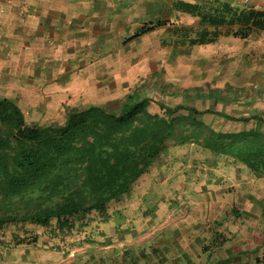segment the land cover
<instances>
[{"label": "crops", "instance_id": "1", "mask_svg": "<svg viewBox=\"0 0 264 264\" xmlns=\"http://www.w3.org/2000/svg\"><path fill=\"white\" fill-rule=\"evenodd\" d=\"M220 1L230 4L238 13L250 14L249 18L243 23L234 24L233 27L210 25L209 18ZM84 3L77 0H52L46 5L34 4L32 12H29L30 8L24 7L22 12H12L11 16L0 18V49L6 50V54L3 53L2 56L10 57L7 62L0 60V85L5 89L2 96L11 97L18 104L25 102L27 105L34 103L33 99L36 97L37 103L47 104L48 98L55 99L52 101L54 103H60L64 97L74 96L70 102L77 104L82 100L86 102L87 98L91 99L90 93L93 89L97 99L106 94L105 99L99 101L100 105L106 107V104L115 102L120 106L132 92L153 99L150 94L155 88H159L160 94L165 97L171 100L180 97L181 100L178 99L171 105L162 99H153L150 104L159 100L171 107L186 105L198 110L213 109L235 119L211 113L194 116L187 111H180L178 115H184L187 119L195 117L216 132L222 131L216 130L214 124L205 122V119L214 122L218 118L231 122L233 127L240 126L222 133L252 129L264 134V121L258 119L264 118V0H91L88 1V6H83ZM185 3L190 4L192 10L195 9L199 14L186 11ZM85 7H96L101 15L89 14ZM206 13L208 15L203 18L202 15ZM224 19L229 20V15ZM72 20L82 26L76 29L75 33L71 31L69 40L66 39V28ZM158 21L164 24L133 37L143 26ZM5 22L10 23L9 26L13 24L10 32L8 29L4 32ZM225 23L227 22L223 24ZM139 25L141 27L138 28ZM134 26L137 29L131 33ZM240 29H243V37L232 33ZM57 31L60 32L54 34ZM200 31L217 32L216 40L193 44L187 42L189 37H195ZM184 33H187L186 36ZM4 39H11V43ZM58 41L61 44L55 45L54 42ZM78 44L85 46V51L72 55L76 56L75 63H67L62 57ZM47 48L48 53H44ZM40 54H46L43 56L45 60H40ZM96 56L100 57L93 59ZM56 61L60 62V66ZM73 64L81 67L79 73H83L84 77L78 80L72 77L76 75L71 70ZM133 70L149 74L142 76L139 83L130 89L125 81L123 85L119 83L120 87L122 85L127 88V93L115 99V88L119 86L117 84L121 78L118 75ZM170 70L177 73L175 80L166 81L165 74ZM10 71L14 76L18 72L32 73L38 79L19 84L16 79L19 77L5 74ZM85 73L88 77H85ZM151 74H156L155 78ZM92 77L96 79L92 80ZM60 79L63 83H57ZM67 79V88L71 87L68 96L64 93ZM40 81L44 83L39 84ZM28 91H32V97ZM24 97L28 99L23 100ZM227 107L234 111L227 112ZM175 148L180 153L175 155L176 158H183L185 162L195 159L200 161L199 165H192V171L189 172V180L195 181H171L168 186L170 190L160 191L161 196H173L178 192L176 190L180 185L192 186L195 193L205 190V183L197 180V175L200 176L201 172L196 169L203 165L208 169L205 182L212 180L214 186L226 182L223 188L218 187L214 188V191L206 192L218 193L225 205L224 214L237 216L238 219L226 220L229 221L224 224L223 230L227 234L226 240L218 245L222 248L218 252V259L234 256L229 264L254 263V259L261 254L264 243L255 231L251 237L243 231V215H247L243 213L256 217L259 210L253 208V205L243 206L244 198L238 193H241L244 183L251 184L264 178L252 175L242 163L231 161L223 155H211L208 150L197 144H177ZM169 149L171 147H168L166 152ZM163 155L157 162L166 160ZM179 178L183 181L182 176ZM150 187L153 188L154 185ZM152 188L150 193L154 195L155 188ZM226 199H231L232 202L229 203ZM218 216H223L222 210H216L215 220H219ZM257 240H260V243H256ZM251 248L252 253L243 256V249Z\"/></svg>", "mask_w": 264, "mask_h": 264}, {"label": "trees", "instance_id": "2", "mask_svg": "<svg viewBox=\"0 0 264 264\" xmlns=\"http://www.w3.org/2000/svg\"><path fill=\"white\" fill-rule=\"evenodd\" d=\"M217 5L210 25L233 27L250 16L226 2ZM192 8L184 4L186 11L199 14ZM228 15L229 20L224 19ZM163 24L145 25L133 37ZM216 33L200 31L187 42H212ZM232 33L244 35L243 29ZM151 101L132 92L116 110L100 104L71 107L61 123H40L27 121L15 101L0 96V236L8 232L13 246L29 247L38 245L40 239L32 226L62 239L79 236L84 228L96 230L100 222H110L115 213L125 211L117 205L121 206L119 202L170 142L197 144L264 178V134L260 131L216 132L195 117L187 119L178 113L235 117L208 108L171 107L159 100L154 102L160 112H151ZM57 245L64 247L62 242ZM253 264H264V253Z\"/></svg>", "mask_w": 264, "mask_h": 264}, {"label": "rangeland", "instance_id": "3", "mask_svg": "<svg viewBox=\"0 0 264 264\" xmlns=\"http://www.w3.org/2000/svg\"><path fill=\"white\" fill-rule=\"evenodd\" d=\"M48 1L52 0H0V18L5 19L4 17L11 16L12 12H22V10L24 11V7L30 8L29 12H32L34 4L46 5ZM77 1L85 2L83 6H88V1L91 0ZM71 2L74 3V1ZM85 10H87L89 14H97L99 9L96 7H85ZM98 15H101V13H98ZM9 20L12 21V18L9 17ZM5 23L4 32L7 29L10 32L13 24L9 26L10 23ZM81 26L82 24L76 20L69 22L66 28L68 32L66 39L71 40V31L75 33V30ZM139 27H141V25H139L138 28ZM136 29L137 27L135 28L134 26L131 33L135 32ZM59 32L60 31H57L54 34ZM6 41L11 43V39H7ZM54 44L60 45L61 42H54ZM84 48L86 47L78 44L73 50H66L67 55L62 58H64L67 63H75L77 61L76 56L72 55L83 53L85 51ZM48 49L49 48H47L44 53H48ZM5 52V49H0V60L6 61L10 59V57L5 55L2 56ZM44 55L40 54V60H45V57H43ZM98 57L100 56H96L93 59ZM56 64L60 66V62L56 61ZM41 65H39V67ZM80 68L81 67H78V65H71V70L76 74L72 77H75L77 80L78 78L84 77L83 73H79ZM5 74L14 76L12 71L5 72ZM15 74V76L19 77L16 78L19 84H26L29 80L37 81L38 79L34 77L32 73L18 72ZM148 74V72L137 70L121 72L118 75V77L121 78L118 80L117 85H119V83L123 85L125 81L127 85H129L128 89H130V87L139 83L142 76L144 77ZM176 74L174 70L166 72V81L175 80ZM151 75L153 78L156 76V74ZM70 76L71 75H69V77ZM96 76H98V74ZM85 77H88L87 73H85ZM94 78L95 77H92V80L96 79ZM67 81L68 79L65 81V84ZM43 83L44 81L39 82V84ZM57 83H63V81L60 79ZM68 85L69 84H66V91L64 90L67 96L71 90V87L67 88ZM122 85L121 87L119 85L115 88V99L127 93V88L122 87ZM158 89L159 88H155L150 94L153 99H162L165 103L171 105L175 104L178 99L181 100L180 97L171 100L160 94V90ZM4 92V87L0 85V96H2ZM28 93L29 96H33L32 91H28ZM90 95L91 99L87 98L86 102L82 100L81 103L78 102L77 104L70 102V99L74 98V96L64 97L60 103H54L52 101L55 99L48 98L49 103L40 104L37 103V97L33 99L34 103L31 105H27L25 102L19 104L17 101L15 102L23 110L27 121L61 123L69 108H82L90 104H100L99 101L104 100L106 97V94H102V96L97 99L93 89ZM7 98L14 101L11 97ZM25 99L28 98L24 97L23 100ZM105 106L108 109L116 110L119 104L115 102L108 103ZM204 106L205 105H200V107ZM225 109L229 113L234 111L230 109V107ZM149 110L151 112H160L155 103L150 104ZM204 121L213 123L215 129L222 132L240 127H233L231 122L218 118L214 120V122L208 119ZM177 141H179V139ZM177 144L173 142L169 143L171 149L163 155L166 160H159V162L155 160L149 165V169L147 170V172H149L140 178L137 185L130 190L124 201L119 202L121 206L117 205L118 208L122 206L125 207V209L123 208L125 211L119 210L121 211V213L119 212L120 214L115 213V218H113L112 221H102L94 231L89 228H84V232L79 236L71 235L66 236L64 239L51 237L44 228L32 226L37 231L40 239L38 245L29 247L13 246L7 232L0 236V264H229L230 261L232 262L234 256L218 259L220 256L218 252L222 250L218 245L226 240L227 234L223 231L225 229L224 224L229 222L226 220L231 218L233 221H238L237 216L231 217L225 215V205L223 200L219 198V194L216 192L210 194L206 192L209 190L214 191L213 189H217L218 187L223 188L226 182L220 183L217 186H214L212 180L205 182L206 177H208L206 174L208 169L201 165L202 169L196 168L197 171L199 170L201 172L200 176L197 175V180L205 183V190L195 193L192 186L180 185V188L176 190L178 192L173 196L167 194V197L165 196L164 198L163 194L162 198L160 194L162 190H164V192L170 190L168 186L171 181H177L178 183L187 182L189 177H191L189 175V172L192 171L191 166L197 163L199 165L200 163V161L196 159L185 162L183 158H176L175 155L180 154L175 148ZM209 163L213 164L214 162ZM201 164L206 163L201 162ZM180 176H182L183 181H180ZM189 181L195 180L192 179ZM153 185V188L150 187ZM151 188H155V191L153 190L154 195L150 193ZM238 194L244 198L243 206L249 207L253 205V208L259 210L256 217L246 212L243 213L247 214L243 215V231L250 234L249 237H251L252 232L255 231L260 235L261 241L264 240V180H257L251 182V184L244 183L241 193L239 192ZM168 197L171 199H168ZM226 200L229 203L232 202L230 201L231 199ZM217 209H219V211L222 210V214L226 218L218 216L219 220H215L216 217H214V215ZM60 242L64 243V247H57V243ZM256 243H260V240H257ZM206 249H208L207 252ZM252 251V248L243 249V256H247L246 254L252 253ZM260 252L261 254L264 253V245Z\"/></svg>", "mask_w": 264, "mask_h": 264}]
</instances>
